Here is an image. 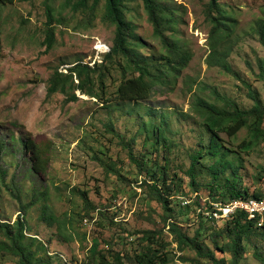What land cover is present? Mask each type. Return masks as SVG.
<instances>
[{
  "label": "rangeland",
  "instance_id": "374dc122",
  "mask_svg": "<svg viewBox=\"0 0 264 264\" xmlns=\"http://www.w3.org/2000/svg\"><path fill=\"white\" fill-rule=\"evenodd\" d=\"M44 1L0 0V142L5 144L1 166L9 171L7 185L15 181L22 194L18 201L0 183V220L13 224L22 205L28 204L36 191L40 194L39 201L25 213L27 235L45 243L52 255L50 264H94L91 256L94 238L99 239L98 252L110 260L115 252H120L123 262L131 264L127 256L132 257L146 246L141 240L142 233L165 227L162 207L140 187L142 181L150 180L148 169L157 164L167 169L176 182L171 198L174 221L192 237L201 221H195L191 205L196 199L200 206L204 200L213 201L214 193L208 173L213 161L206 155L209 135L202 128L195 100L202 98L215 103L211 94L215 90L232 98L242 110L252 105L240 81L205 63L210 24L204 18V10L208 0H161L178 10L179 32L175 37L190 53L179 78L168 87L154 89L145 101L120 102L117 88L122 75L115 69L106 81L103 99L109 101L105 103L79 91L75 92L79 100L71 103L66 102L69 95L62 93L47 97V82L55 70L67 73L65 70L77 61L92 67L108 53L96 54L103 46L110 49L115 31L101 20L102 5L91 20L86 13L66 8L65 0H53L54 17L61 22L53 24L56 41L47 50L43 43L47 21ZM219 2L235 19L236 44L228 61L251 84L264 105V83L257 76V59L264 57V42L257 32L258 23L264 27V0ZM127 8V18L143 41L141 52L159 58L162 44L154 36L142 4L130 0ZM215 104L220 105L218 101ZM107 124H113L115 133L108 131ZM153 125L164 130L166 142L157 140ZM218 137L226 153L224 159L233 161L238 169L240 188L249 195L264 196V143L243 152L245 129L233 138L223 134ZM122 138L132 144V150L122 143ZM26 142L35 145L47 169L44 173L33 172V165L39 161L34 160L31 152L24 154L22 143ZM131 152L134 160L130 158ZM198 152L206 156L197 165L198 191L194 194L186 173L191 156ZM230 175L228 171L221 178L218 193H225V179ZM73 190L86 192L91 204L101 211L86 206ZM183 199L191 201L188 210L181 205ZM44 209H49L60 221L69 219V229L59 232L57 226H48L41 217ZM202 225L205 244L217 259L230 264V253L217 252L210 240L212 234L221 231L223 222L213 225L202 221ZM71 235L73 238L66 240ZM165 237L167 242L171 241L167 234ZM218 241L220 246L228 242L226 237H219ZM242 247L240 264H263L254 253L259 251L264 257V231L250 233L242 240ZM99 257L97 254L96 259ZM167 258V264H206L190 250L176 252L172 243ZM0 264H19L18 257L0 252Z\"/></svg>",
  "mask_w": 264,
  "mask_h": 264
},
{
  "label": "trees",
  "instance_id": "16d2710c",
  "mask_svg": "<svg viewBox=\"0 0 264 264\" xmlns=\"http://www.w3.org/2000/svg\"><path fill=\"white\" fill-rule=\"evenodd\" d=\"M53 0H45L44 6L46 10L44 45L47 50H51L55 44V10L51 3ZM66 8H70L74 12L86 13L92 20L96 17L97 12L102 5L103 14L101 20L105 24H109L115 28L114 38L110 47V51L104 55L103 61L90 67L81 61H77L74 66L67 69V73L55 70L47 82V97H51L57 93L69 95L66 99L67 103L76 102L80 94L89 98L104 101L103 96L106 94V81L118 69L121 71V82L117 88V100L120 102H141L150 97V93L158 87H168L170 83L176 81L182 70L190 59V53L182 46L181 40L177 37L179 32L176 27L178 21V10L161 0H135L139 1L147 15V20L153 28V34L160 39L163 52L159 58L145 56L141 52L144 47L142 39L137 36L134 24L127 18V5L130 0H65ZM204 18L210 24L207 31L206 45L208 54L205 59L207 66H215L222 69L227 74L233 76L241 82L246 90L247 98L252 105L247 110L238 107L236 101L232 98L220 95L215 90L211 94L220 105L209 103L202 98H196L194 108L201 120L202 128L209 135V142L206 155L209 156L213 164L208 168V173L213 181L214 191L211 199L216 202L227 203L240 198L261 199L264 196L260 194L249 195L247 190L240 188L238 184V169L235 168L233 161L225 160L226 153L223 146L219 143V135L223 134L227 138H233L237 133L245 129L247 131V140L243 141L241 149L248 152L259 143H264V105L259 99L258 93L252 88L251 84L242 79L239 74L232 68L228 61V57L236 44V38L233 37V29L235 19L219 2V0H208L205 4ZM257 32L260 39L264 42V27L260 22L257 26ZM258 78L264 83V57L257 59ZM100 92H98V90ZM204 89V88H203ZM71 92V94H70ZM152 113H155L151 111ZM107 129L111 133H115L113 124H107ZM153 134L160 142H166L164 130L161 127L152 126ZM123 139V138H122ZM122 143L131 149V143H126L124 139ZM35 145L32 142L22 143V150L25 155L28 152L34 154V160L38 159L39 163L33 165L34 173H44L47 169L42 163L40 156L35 151ZM5 151V144L0 142V183L6 185L12 196L21 201V190L15 181L13 185H7L9 171L1 166L2 155ZM204 155V154H203ZM203 155L198 152L191 156L187 178L189 185L194 194H197L196 186L197 165L199 160L203 159ZM204 155V157L206 156ZM130 158L134 160L133 153ZM141 167V164H139ZM150 170V171H149ZM228 171H231L229 178L225 179V193H218L219 181ZM150 180L141 182L140 187L148 191L147 195L156 201L162 207L164 213L165 227L161 231H146L142 233L141 240L146 246L132 257L127 256L131 264H167V253L170 244H175L176 252L182 253L190 250L194 253L197 260H204L206 264H226L223 259H217L214 252L205 244L203 233L205 227L202 225L203 220L197 217L195 208L198 207L196 200L191 205L192 214L195 221H201L198 229L192 237H188L175 223V210L171 207L174 188L176 182L167 173V169L156 164L155 167L148 169ZM227 184V186H226ZM77 193L84 204L92 210L101 211L89 201L86 192L73 190ZM210 194V193H209ZM208 194V196H210ZM219 194L221 197L215 195ZM40 194L33 191L32 200L22 205L21 213L13 224L3 223L0 220V252L10 253L18 257L19 264H50L51 256L48 248L37 237L28 236V226L25 221L26 211L35 206ZM191 206L183 209L188 210ZM195 206V207H194ZM42 220L48 226H57L59 232L69 229V219L60 221L49 209L42 212ZM213 225L216 223L208 221ZM68 224V225H67ZM256 231H264L257 229L252 223L247 222L241 216H234L230 220L223 222V227L216 235L212 234L210 238L213 248L222 254L230 253V264H240V260L244 253L242 240L248 237L250 233ZM213 233V232H212ZM166 234L171 238L170 242L166 241ZM226 237L228 242L220 246L218 238ZM73 238L72 235L66 240ZM99 239L94 238L91 242V256L94 264H125L120 252H115L113 260L99 250ZM97 254L100 256L99 260ZM254 256L257 260L264 264V257L259 251H255ZM184 262L185 260H181Z\"/></svg>",
  "mask_w": 264,
  "mask_h": 264
},
{
  "label": "built area",
  "instance_id": "2783aa9c",
  "mask_svg": "<svg viewBox=\"0 0 264 264\" xmlns=\"http://www.w3.org/2000/svg\"><path fill=\"white\" fill-rule=\"evenodd\" d=\"M109 51L110 49L106 52ZM182 201L181 205L183 207L191 204L190 200L185 201L183 199ZM195 215L201 217L203 220L215 223L225 222L238 215L243 217L247 222L252 223L257 229H264V198H240L227 203L204 200L202 206L198 204V207H196Z\"/></svg>",
  "mask_w": 264,
  "mask_h": 264
},
{
  "label": "bare ground",
  "instance_id": "6f19581e",
  "mask_svg": "<svg viewBox=\"0 0 264 264\" xmlns=\"http://www.w3.org/2000/svg\"><path fill=\"white\" fill-rule=\"evenodd\" d=\"M99 49H101V47H98ZM107 50H109V47L108 46H103V50H99V53H104L105 54V52L107 51Z\"/></svg>",
  "mask_w": 264,
  "mask_h": 264
}]
</instances>
